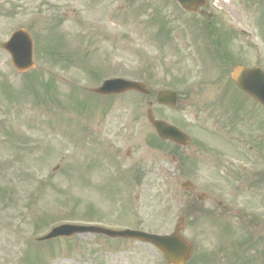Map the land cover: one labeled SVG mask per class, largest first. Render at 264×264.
I'll return each mask as SVG.
<instances>
[{
  "label": "rangeland",
  "instance_id": "obj_1",
  "mask_svg": "<svg viewBox=\"0 0 264 264\" xmlns=\"http://www.w3.org/2000/svg\"><path fill=\"white\" fill-rule=\"evenodd\" d=\"M251 9L249 19L239 15L226 24L242 43L256 44L264 61V14ZM161 15L174 32L195 36L171 0H0V42L13 29H27L35 62L24 76L0 49V264H166L157 249L131 240L86 234L41 244L35 238L60 223L168 233L180 215L193 245L186 264H264V182L253 176L262 175L264 159L260 165L248 150L260 135L247 121L252 104L236 92L217 109L238 122L235 147L210 135L218 123L213 104L192 95L208 73L196 58L182 57L180 40L155 37ZM53 44L56 63L47 57ZM253 54L250 64L261 61L264 68ZM112 77L141 81L153 94L176 90V107L153 105L155 115L178 121L191 144L204 139L223 151L240 179L214 182L215 201L189 211L196 196L163 182L164 161L148 145L153 132L145 110L153 95L89 93ZM49 79L57 88L45 94L42 82ZM209 87L213 93L215 84ZM193 182L201 189L206 177Z\"/></svg>",
  "mask_w": 264,
  "mask_h": 264
},
{
  "label": "flooded vegetation",
  "instance_id": "obj_2",
  "mask_svg": "<svg viewBox=\"0 0 264 264\" xmlns=\"http://www.w3.org/2000/svg\"><path fill=\"white\" fill-rule=\"evenodd\" d=\"M261 7H264V0H202L199 2L195 13H190V17L195 19L197 24L196 37L191 36L188 32L168 33L171 37L175 35L181 40L179 45L183 51L190 50L186 53V61H193L195 57L196 64L200 68H207L218 73L214 78H206L205 81H201L197 85L200 86L197 92L192 91V95L193 93L197 94L201 102L213 104L212 109L216 116V122H218L213 124L216 130L233 137L234 126L238 124L231 112L224 110V113L221 110H217L219 104L228 98V94H236L238 92L249 99L252 104L251 111L254 113L248 114L247 121L249 122V119L253 120L256 125H254L256 133L258 132V127H260L261 136L253 135V144H250L249 147L250 150L255 149L256 151H262L264 147V134L262 133L264 109L258 102L235 86L234 82L229 78V73L237 64L260 66L261 61L253 64H250V61L254 52L255 57H257L258 52L259 56H262L263 61V54L260 53V48L256 44H251L250 41V45L242 43L240 41L242 38L239 34L226 23L236 20L239 15L249 19L251 8H255L264 14V11L260 10ZM262 44H264V41H262ZM252 49L255 50L252 51ZM184 54L182 55L184 56ZM214 84L216 86L214 92L210 93L211 88L209 86ZM258 116L260 119H258ZM248 122L247 124H249ZM170 123L178 126L184 133L188 134L178 121L172 120ZM152 150L161 157L166 166L161 167L163 169V175L161 176L163 182L193 183L198 177H206V182L202 184L203 186L199 185L201 189L195 186L194 189L187 190V193L194 194L196 198L202 194L203 200L215 201L213 199L214 191L212 192L209 188H212L214 182H226L233 178L232 166L229 161H225L223 151L214 149L204 139H199L196 143H189L185 146L166 141L163 148H152ZM203 190H210V192L204 193ZM216 205L224 208L219 200L216 201ZM193 207L202 209L200 202L194 204Z\"/></svg>",
  "mask_w": 264,
  "mask_h": 264
},
{
  "label": "water",
  "instance_id": "obj_3",
  "mask_svg": "<svg viewBox=\"0 0 264 264\" xmlns=\"http://www.w3.org/2000/svg\"><path fill=\"white\" fill-rule=\"evenodd\" d=\"M180 1L187 7L186 2L191 0ZM1 47L10 54L11 63L18 71H27L34 66L32 60V39L25 29H16L12 32L8 41L1 43ZM231 78L240 89L264 105V73L259 68L236 66L231 73ZM130 89L148 93V89L143 84L123 79L107 80L96 88L95 92L109 94L120 93ZM157 101L161 104L174 106L176 94L173 91H160L157 94ZM147 118L154 125L160 137L173 139L180 143L187 142V138L176 127L164 121L154 120L150 109L147 110ZM183 186H188V184H183ZM182 229L183 218H180L171 233L165 235L149 234L138 230L115 231L97 226L62 224L52 228L40 240L85 233H101L112 238H132L146 241L156 246L162 251L168 264H183L191 255L192 245L181 235Z\"/></svg>",
  "mask_w": 264,
  "mask_h": 264
},
{
  "label": "trees",
  "instance_id": "obj_4",
  "mask_svg": "<svg viewBox=\"0 0 264 264\" xmlns=\"http://www.w3.org/2000/svg\"><path fill=\"white\" fill-rule=\"evenodd\" d=\"M49 51H50L51 58L54 59L55 61L56 56L54 54H57V47L53 44V46L49 47ZM244 263H248V262H244Z\"/></svg>",
  "mask_w": 264,
  "mask_h": 264
}]
</instances>
